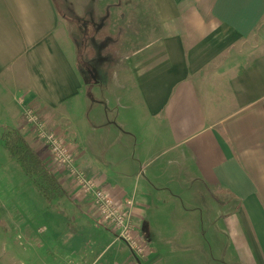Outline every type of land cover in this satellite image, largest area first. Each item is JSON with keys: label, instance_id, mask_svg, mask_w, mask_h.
Wrapping results in <instances>:
<instances>
[{"label": "crops", "instance_id": "obj_1", "mask_svg": "<svg viewBox=\"0 0 264 264\" xmlns=\"http://www.w3.org/2000/svg\"><path fill=\"white\" fill-rule=\"evenodd\" d=\"M151 1L157 27L127 55L115 111L92 114L101 102L84 95L76 45L55 0H0V140L21 133L52 163L24 119L23 105L36 107L87 174H98L119 202L133 199L134 231L149 245L152 210L158 216L167 198L199 202L226 192L235 206L218 214L209 249L228 239L237 264H264V45L243 49L264 44V0ZM58 172L73 196L43 213L42 257L28 264L157 263L153 248L138 262L93 212L74 205L91 195ZM191 206L206 217V205Z\"/></svg>", "mask_w": 264, "mask_h": 264}, {"label": "rangeland", "instance_id": "obj_2", "mask_svg": "<svg viewBox=\"0 0 264 264\" xmlns=\"http://www.w3.org/2000/svg\"><path fill=\"white\" fill-rule=\"evenodd\" d=\"M55 3L61 18L65 19L66 30L72 43L74 46L76 45V51L81 36L78 24L73 18L83 17L85 21L91 16L101 27L95 33L98 43L94 48L88 45L85 53L86 58L91 60L93 57L97 58L93 65L97 69L95 76L98 82L89 75L86 66L78 60V56L76 59V67L85 84L84 95H87L89 100L101 102V106L97 103L92 106L93 108L89 107L84 112V114L86 113L85 117L92 109V114H94L97 108L106 111L110 105L117 106L115 92L119 89L118 84L123 82L121 73L126 65L127 55L154 36L157 20L152 1L55 0ZM258 34H260L259 36L264 35V25L258 28ZM104 41L106 44L100 46V43ZM263 45L262 42L248 43L243 44V49L249 47L250 50H255L260 49ZM93 50L96 51L93 52ZM231 55H238V52L229 51L227 56ZM245 60L246 56L244 55L243 58H234L231 61L236 65ZM109 100L111 101L108 105ZM110 110L115 111V108L110 107ZM45 119L49 124V119ZM50 125L58 132L57 125L51 123ZM36 140L39 145H43L37 138ZM110 141L111 145L117 146L118 139L111 136ZM5 144V139H1L0 264H28L27 261L32 257H38L41 260L42 254L39 252L38 254L36 249L43 248L41 244L44 235L43 213L49 210L48 206L59 204V196L54 197V200L49 204L35 184L38 174L26 173L19 161L20 158L17 155H11L12 151ZM104 147H110L106 141ZM43 161L59 178L58 166H54L45 159ZM65 174L69 177L67 173ZM63 177L67 178L64 175ZM63 188L66 191V196H73L70 185L69 187L65 185ZM178 195L183 199L169 197L165 202H162V205H158L156 208L159 210L158 216L153 214L155 208L152 210L151 238L153 241L150 251L153 248L156 264H237L229 248L228 239L226 245L221 243L220 246L217 244L215 249H209V245L218 240L216 231L218 214L220 217V212L223 213L235 206L234 199L223 191L216 192L215 199L207 194L202 195L203 199L199 202H195L187 194L179 193ZM80 202V204H73L78 207L81 205L93 212L92 201L89 198L80 200ZM192 204L206 205V217L204 215L205 218L201 219L203 214L200 210L198 213H195L193 209L189 210L188 208H192ZM33 247L34 251L31 250Z\"/></svg>", "mask_w": 264, "mask_h": 264}, {"label": "built area", "instance_id": "obj_3", "mask_svg": "<svg viewBox=\"0 0 264 264\" xmlns=\"http://www.w3.org/2000/svg\"><path fill=\"white\" fill-rule=\"evenodd\" d=\"M24 119L31 126L36 138L47 148L51 162L66 172L75 189L84 195H91L93 214L108 228L115 237L123 240L133 255L141 262L142 257L150 255V245L134 231L132 222L133 199L119 202L106 189L98 174H87L76 162L70 145L48 122L42 118L38 109L25 105Z\"/></svg>", "mask_w": 264, "mask_h": 264}, {"label": "trees", "instance_id": "obj_4", "mask_svg": "<svg viewBox=\"0 0 264 264\" xmlns=\"http://www.w3.org/2000/svg\"><path fill=\"white\" fill-rule=\"evenodd\" d=\"M73 19H75L78 24L81 36L79 42L77 43L78 60L85 66H88L91 59L85 57L86 47L91 46V48H94V46L98 43V41L96 42L95 33L99 31L101 27L91 16L86 18L85 21L83 17H76ZM100 44V46H104L106 41ZM94 51L95 50H93V52ZM4 139L6 147L12 151L11 155H17L20 158L19 161L26 173L38 174L35 184L48 202L53 201L56 196L60 197L66 195V191L61 185L57 175L48 168L40 155L34 150L28 140L21 133L15 131L9 132L6 134Z\"/></svg>", "mask_w": 264, "mask_h": 264}, {"label": "flooded vegetation", "instance_id": "obj_5", "mask_svg": "<svg viewBox=\"0 0 264 264\" xmlns=\"http://www.w3.org/2000/svg\"><path fill=\"white\" fill-rule=\"evenodd\" d=\"M96 51V50H95ZM100 52V51H99ZM98 52V53H99ZM104 59H105V57H103ZM97 60V58H94L93 57V59L91 60V62L89 63V65L87 66L86 65V68H87V70H88V72H89V75L92 77V78H95L96 79V76H95V74H96V72H97V69L95 68V66L93 65V62H94V60ZM96 81L98 82V79H96Z\"/></svg>", "mask_w": 264, "mask_h": 264}]
</instances>
